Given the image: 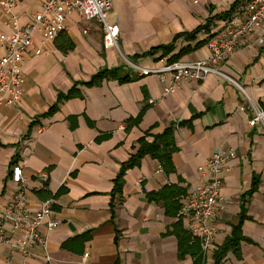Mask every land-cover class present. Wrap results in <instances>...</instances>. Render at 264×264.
<instances>
[{
	"label": "crops",
	"instance_id": "obj_1",
	"mask_svg": "<svg viewBox=\"0 0 264 264\" xmlns=\"http://www.w3.org/2000/svg\"><path fill=\"white\" fill-rule=\"evenodd\" d=\"M236 1L241 4L231 16L245 9L250 0H112L109 20L120 25L119 47L105 39L104 27L97 20L91 21L87 32L90 22L74 12L66 31L75 42L74 49L64 53L58 48V38L48 54L31 55L24 66L22 101L0 109V226L20 188L11 172L12 162L19 159L31 211L46 202L37 194L46 190L52 194L51 219L62 224L54 229L43 224L45 244L28 253L0 241V264H194L191 254L181 257L179 239L171 232L180 220L191 234L189 224L168 215L164 205L150 201L147 193L179 183L190 193L208 177L202 167L221 147L238 150L239 155L224 177L223 208L214 220L217 241L206 253L201 238L191 235L201 244L203 264H215V251L232 234L245 203L243 233L251 241H242L241 255L230 251L223 264H264V127L250 124L252 111L245 97L234 84L216 75L204 82L185 81L174 93L163 95L157 75L142 76L126 62L129 58L143 67L158 66L161 52L145 55L148 50L173 43L176 35L203 26L209 17L229 11ZM44 2L21 0L18 11L23 22L30 21ZM229 19L215 20L211 33L203 31L199 40L216 34ZM10 32L1 12L0 36ZM35 42L41 44L39 36ZM196 42L180 39L174 52ZM5 52L0 42V54ZM211 52L207 42L181 60H204ZM221 65L264 106V24ZM118 66L134 79L79 85L80 96L62 101L53 115L44 117L61 92H69L75 83L88 81L104 68ZM143 111L142 121L127 130L126 121ZM188 121L191 124H178ZM173 124L177 125L176 172L167 174L149 154L140 166L126 172L122 198L113 196L114 179L135 154L139 138L151 130L148 139L153 141ZM102 136L106 138L98 142ZM43 172L49 174L46 182L40 178ZM257 179L258 189L246 195ZM64 187L67 190L55 197ZM187 194L181 198V207ZM6 230L12 242L23 237V231L9 226ZM88 231L92 237L84 252L83 247L78 249L81 253L64 248L67 240ZM72 245L77 249L82 242Z\"/></svg>",
	"mask_w": 264,
	"mask_h": 264
},
{
	"label": "built area",
	"instance_id": "obj_2",
	"mask_svg": "<svg viewBox=\"0 0 264 264\" xmlns=\"http://www.w3.org/2000/svg\"><path fill=\"white\" fill-rule=\"evenodd\" d=\"M20 2L21 0L0 1V13L5 15V24L11 28L10 33L0 36V42L6 47V52L0 54V109L18 105L22 101L25 93L24 66L31 55L42 56L50 52L49 46L63 32L69 30L68 19L74 12L90 22L87 32L92 27L91 21L97 20L104 27L105 39L119 47L120 25L109 20L113 9L112 0H45L43 8L26 23L18 11ZM263 24L264 0H250L245 9L231 16L226 25L209 39L208 44L212 52L208 58L171 63L165 57L156 67H143L129 58H126V62L142 76L157 75L162 83L163 95L174 93L185 81L204 82L211 75L227 79L245 97L248 108L252 111L250 124L264 127V106L255 100L237 79L230 77L221 65L243 40ZM36 36H39L40 45L35 42ZM150 102L155 103V100L151 99ZM238 155V150L221 147L209 156L202 167L208 177L187 194L180 209L179 218L189 224L193 236L201 238L206 253H209L217 241L218 229L214 220L223 208L224 196L221 192L224 177L231 171L230 164ZM11 172L13 181L20 188L2 215L0 241L11 242L17 249L28 253L38 244H45L46 237L40 229L43 224L47 223L49 229H54L60 226L62 221L51 219L54 215L52 200L44 202L36 211H31L22 164L14 165ZM40 178L46 182L49 174L43 172ZM7 226L13 231H23L19 242L11 241L7 235Z\"/></svg>",
	"mask_w": 264,
	"mask_h": 264
},
{
	"label": "trees",
	"instance_id": "obj_3",
	"mask_svg": "<svg viewBox=\"0 0 264 264\" xmlns=\"http://www.w3.org/2000/svg\"><path fill=\"white\" fill-rule=\"evenodd\" d=\"M241 4V1H236L232 4L231 9L225 13H220L215 16H211L206 20V23L199 28L188 31V33H182L175 36L173 43L160 45L158 47H154L146 52L145 55H156L161 52L160 60L162 58L167 57L168 61L174 63L175 61L181 60L184 55L193 52L194 50H198L202 48L209 39L213 37L214 34H210L208 38L203 40H199L198 35L203 31L211 33V28L214 25V21L217 19L227 20L231 17L233 12L236 10L238 5ZM180 39H184L187 42H194L197 41L194 45L189 44L186 47H183L175 53L176 44ZM58 41V48H60L64 53H68L72 51L75 47V42L69 37L67 32H63L60 36ZM119 80L122 83L130 82L134 77H131L130 74L124 72V68L118 66L116 68H104L102 71L94 74L88 81H82L75 83V86L69 92H61L58 95V101L54 104L51 109L44 115L47 117L49 115H53L56 112L61 104L62 101L75 98L76 96L81 95V90L79 85H86V86H99L102 85L104 80ZM145 111L139 114L137 117L130 118L126 121V129H130L134 125L139 124L143 117ZM39 118H37L38 120ZM36 123L33 121L32 126ZM179 126L183 124H191V121L188 122H179ZM177 128L176 124H173L167 127L162 134L155 135L154 140L150 141L148 137L152 135L151 130L147 131L144 136L139 138L138 147L134 155L124 162L121 166V171L118 176L114 179L115 187L112 191V195L119 194L122 198L123 189L125 186V175L129 169L135 168V166H140L142 160L148 156L149 154L157 159L160 163L162 169L167 173L171 174L176 172V167L174 166L173 157L175 152L178 151V146L176 143L175 138V130ZM107 136V135H106ZM106 136L98 137L97 141L101 142ZM20 160V159H19ZM19 160H14L12 162V167L16 165ZM260 181L259 179L254 181L253 187L251 191L246 194L251 196L254 191H256L259 187ZM47 185V183H46ZM66 187L60 189V191L55 195V197L62 194ZM37 194L43 198V200L48 201L52 198V194H48L46 190L37 191ZM187 194V188L181 186V184H167L159 191L147 193V197L150 201H155L157 203H162L165 207V211L168 215L179 217L180 209H181V198ZM246 204H242V212L238 219V224L233 226L232 234L225 240L224 244L219 247L217 251H215V264H223L226 256L229 254L230 251H234L238 256L241 255L240 246L242 241H251L250 238L246 237L243 233V224L244 220L247 218V208ZM176 237L179 239V253L181 257H184L188 254H191L195 261L194 264H203L204 258L203 253L201 252V244L197 238H193V236L184 229L183 224L179 220L176 224H174V229L171 231ZM92 237V231H88L85 233L80 234L70 240H67L64 244V248H69L73 251H78L79 253L85 251V244L86 241L90 240ZM82 242V246L77 247V249L72 245L74 243ZM83 249L81 252L78 250L80 248Z\"/></svg>",
	"mask_w": 264,
	"mask_h": 264
},
{
	"label": "rangeland",
	"instance_id": "obj_4",
	"mask_svg": "<svg viewBox=\"0 0 264 264\" xmlns=\"http://www.w3.org/2000/svg\"><path fill=\"white\" fill-rule=\"evenodd\" d=\"M96 22V21H95ZM127 65H128V63H127Z\"/></svg>",
	"mask_w": 264,
	"mask_h": 264
}]
</instances>
